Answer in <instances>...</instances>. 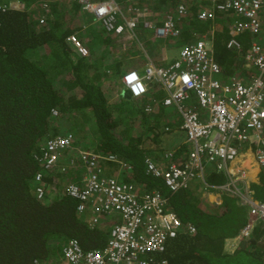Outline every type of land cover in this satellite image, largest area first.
Here are the masks:
<instances>
[{
	"label": "trees",
	"instance_id": "16d2710c",
	"mask_svg": "<svg viewBox=\"0 0 264 264\" xmlns=\"http://www.w3.org/2000/svg\"><path fill=\"white\" fill-rule=\"evenodd\" d=\"M10 1L0 0V5L6 6L0 16V264H32L35 260L49 264L59 253L60 243L68 239H75L83 250L103 249L109 237L108 222L121 219L119 213L112 217L104 213L93 225L87 224L82 214H76L78 200L61 190L65 183L80 180L81 169L77 165L47 169L36 159L44 139L67 132L75 137V148L129 162L131 171L109 164L121 173L122 181L169 196L167 209L175 213L182 228L188 224L195 227L193 235L183 234L169 242L165 254L154 255V261L166 257L171 264H264V250L258 245L264 237L262 221L255 222L250 238L236 251L230 254L225 250L226 242L247 223L246 208L232 193L223 191L219 205L209 203L196 191L181 190L170 196L160 178L144 174L147 150L141 148L139 134L128 139L127 131L141 124L151 135H159L156 126L162 120L157 119V109L146 113L143 106L163 94L156 85L142 102L131 99L132 105L115 91L123 73L139 69L140 61L118 48L115 37L102 26L84 22L85 10L77 0H16L22 8L10 7ZM115 1L128 9L152 7L158 16L172 13L177 4V0ZM165 1L167 4L161 3ZM203 5L207 16L198 19V8L191 10L178 25V40L188 45L206 32L212 37L208 57L220 69L217 77L246 75L243 58L225 47L236 21L232 5L220 0H203ZM69 36L81 44L86 55L68 43ZM89 120L94 123L95 139L82 142L80 133ZM164 126L171 127L168 123ZM38 173L40 181L35 179ZM225 179L221 172L210 170L205 181L222 186ZM38 188L43 191L41 198L37 197ZM250 190L255 200L264 203V168Z\"/></svg>",
	"mask_w": 264,
	"mask_h": 264
},
{
	"label": "built area",
	"instance_id": "2783aa9c",
	"mask_svg": "<svg viewBox=\"0 0 264 264\" xmlns=\"http://www.w3.org/2000/svg\"><path fill=\"white\" fill-rule=\"evenodd\" d=\"M224 1L227 5L231 4L236 13L249 19L237 24V33L247 27L252 33L259 32L255 18L258 11L264 16V0ZM77 2L93 15L105 32L123 35L125 39L133 38L138 26L151 30L155 39L175 38L179 34L176 25L184 20L181 9L175 17L168 16L162 25L156 26L149 19L151 13L145 6L129 8L128 14H125L115 0ZM5 8L0 5V16ZM44 10L49 11L46 5ZM199 17L205 18V13ZM67 40L75 42L72 36ZM261 40L262 47L254 43L246 56L247 63L259 71L249 85L236 77L226 83L220 82L215 77L218 65L208 57V46L203 39L180 47L175 60H171L163 51L159 58L160 65L150 63L145 70V79L160 82L171 93L172 101L186 100L193 93L198 105L196 109L180 106L185 140L193 146L187 161L176 163L171 160L167 167H163L145 158V174L163 179L171 193H175L188 187L192 181L205 184V170L212 166L230 180L222 189L239 197L247 206L249 224L264 222V203L254 201L249 193L244 194L235 187L232 182L233 170L228 168V164L248 152L257 167L264 168V31ZM230 44L240 48L236 40ZM122 81L134 94L143 93V86L133 71L127 72ZM171 100H165L164 104L168 105ZM52 114L56 112L52 111ZM74 141V136L69 132L44 139L41 155L36 159L47 169H57L60 165L62 170L76 165L81 169L80 180L65 183L62 188L67 196L78 200L77 214H83L87 205L91 222H97L104 213H119L121 222L113 224L103 249L83 250L75 239L60 243L62 264H169L166 259L153 260L154 253L163 252L168 239L182 230L177 216L167 209V198L157 190L143 193L135 184L122 181L119 171L114 176H104L109 163H117L119 168L126 171H131V167L113 155L75 148ZM236 141L245 145L244 152L240 151L243 145L234 146ZM72 158H76L78 164ZM35 179L40 181L41 174H36ZM42 195V189L38 188L37 197L41 198ZM186 227L190 234L195 232L192 225ZM150 253L152 256H144ZM32 264L41 263L35 260Z\"/></svg>",
	"mask_w": 264,
	"mask_h": 264
},
{
	"label": "clouds",
	"instance_id": "9594fccd",
	"mask_svg": "<svg viewBox=\"0 0 264 264\" xmlns=\"http://www.w3.org/2000/svg\"><path fill=\"white\" fill-rule=\"evenodd\" d=\"M220 1H224V0H220ZM247 2H251L252 0H246ZM200 3H201V5H200ZM202 5H203V0H177V4H176V6L174 7V10H173V12L172 13H169V14H166V15H161V16H158V15H156L155 14V12H154V10L152 9V7L151 8H149V7H147V6H145L147 9H149V11H150V13H151V17L149 18L150 20H151V22L152 23H154L156 26H159V25H162L163 24V22H164V20L166 19V17H168V16H170V17H175V15L176 14H178V12L182 9V13L184 14V20H185V18L191 13V10L193 11V9H194V11H195V9L196 8H198L197 9V12L195 13V15H196V17L198 18V19H202V18H200L199 17V15L200 14H202V13H205V17L207 16V14H206V12H205V10H204V5H203V8H202ZM9 6L10 7H12V8H22V6L23 5H21V4H19L18 3V6H16V5H14V4H12V2L9 4ZM21 6V7H20ZM83 7V6H82ZM141 7H144V6H141ZM84 8V7H83ZM120 8V10L122 11V9H121V7H119ZM85 10V9H84ZM127 10H128V8H127ZM127 10H126V12H124V11H122L123 13H125V14H128V12H127ZM235 13H236V11H235ZM155 15H156V17H155ZM159 18H158V17ZM204 19V18H203ZM256 21H257V23H258V25H259V32H257V33H252L250 30H248V27L246 28V30H244L243 32H241V33H237V31L235 30V27L237 26V24H239V23H245V22H247V21H249V19H247L246 17H244V16H242L241 14H238V13H236V21H235V24H234V27H232V28H230L231 29V31L229 32V39H228V41L226 42V48L228 49V50H231V51H233V52H235V53H237V54H240V53H242L243 52V50H244V44L243 43H241L239 40H238V37H241V36H244L245 34H249V35H251V36H253V38L252 39H250V44H249V48H248V51H247V54L250 52V50L252 49V45L255 43V44H257V45H259L260 47H262L261 45H262V40H261V37H262V35H263V31H264V16H263V14H262V12L261 11H258L257 12V15H256ZM184 20H183V22H184ZM97 24H99L100 26H101V24L99 23V22H97L96 20H94ZM182 22V23H183ZM182 23H177V25H176V27L178 28V30H179V33H180V27L178 26L179 24H182ZM137 30H141V32H137ZM143 31V32H142ZM149 33V34H147V43H152V44H154V43H156L157 42V40H160V39H155V38H153V35H152V31L151 30H144V29H142L141 28V26H138L136 29H135V31H134V37L133 38H130V39H125L124 38V36L123 35H120V36H118V35H114V34H112L114 37H115V39H116V42L120 45L119 46V48L122 50V51H125V52H128V56H129V51L131 50V53H130V56L129 57H134V55L135 54H133V52H132V49H133V46H131V47H129L130 45H128L127 43L128 42H132V40L134 39L135 40V42L140 46V48L142 49V52H141V54H144V57H145V60L148 62V64H147V66H146V68L144 69V72L143 73H140L139 71H138V69H132V70H129V71H133L136 75H137V78H138V80H139V82H140V84L143 86V93H140V94H134V92L122 81V77L127 73V72H129V71H127V72H124L123 73V75L120 77V82H121V84L123 85V88H122V94H123V96H125L126 98H128V99H134V100H138V103H140V102H142V100H141V98L142 97H144L146 94H148V93H150L151 91H152V89L154 88V86H159L160 87V90H161V92H162V94H163V97H161L160 99L159 98H157V100H153V99H151L149 102H147L144 106H143V109H144V112H146V113H149V112H151V111H154V110H156L157 109V111H158V113H159V106L161 107L162 105L163 106H165V107H174L175 108V110H176V112H177V114L181 117V131H182V135H183V137H182V142H181V146H184V145H189L190 147L192 146V144H190V143H188V142H186V140H185V134H184V129H183V118H182V113L180 112V106H183V108H190V109H192V108H194V109H196V108H198V105H197V102H196V100H195V97H194V95H193V93H190V95H189V98H187L186 100H176V101H172L171 99V93L169 92V91H167L166 89H165V87L160 83V82H155V81H150V80H147V79H145V74H146V72H145V70L149 67V65H150V63H152L150 60V57H149V52H147V50H146V48L144 47L145 46V44L146 43H144V45H143V43L142 42H140L138 39H137V37H139L138 36V34L139 33ZM107 33V32H106ZM111 34V33H110ZM195 34H197V33H195ZM178 36H179V34H178ZM178 36L177 37H175V38H178ZM203 36L205 37V38H203ZM70 37V36H69ZM68 37V38H69ZM73 37V36H72ZM74 38V37H73ZM168 38H170V39H175V38H171V37H168ZM211 36H209V35H207V33L206 32H204L203 34H201L197 39H195L194 41H198V40H205V42L207 43V51H211V49H212V41H211ZM75 39V38H74ZM167 39V38H166ZM166 39H161L162 40V46H161V52H160V55H159V57H158V59L160 58V56H161V54H162V52L163 51H165L164 49L166 48V46H165V41H166ZM66 40H67V38H66ZM232 40H236V41H238L239 43H240V48H236V47H234L232 44H230V42L232 41ZM68 41V40H67ZM127 42L126 44H124V42ZM194 41L192 42V43H194ZM68 43H70V44H73V46L76 48V50L78 51V53L80 54V55H82V56H84V55H86V51L84 50V48L81 46V44L79 43V42H77L76 40H75V42L73 43V42H71V41H69ZM192 43H190V44H192ZM190 44H188V45H190ZM186 45V44H185ZM182 46H184V45H182ZM181 46V47H182ZM180 50V49H179ZM179 52V51H178ZM208 53V52H207ZM167 54H168V56H169V58L171 59V60H175L177 57H173L174 55L172 54V52H171V50H167ZM247 54H246V56H247ZM177 56H178V53H177ZM246 56H244L243 57V64L246 66V75H245V79L242 81V80H240V79H237L238 81H242L243 83H245L246 85H249L250 84V82H251V80H252V77H257L258 76V74H259V71H257V69L255 70L250 64H248L247 63V61H246ZM216 63V62H215ZM153 64V63H152ZM217 64V63H216ZM154 66H159L160 65V62L159 63H156V64H153ZM218 65V64H217ZM219 73H220V69H219V66H218V73L215 75V77L220 81V82H223V83H226V82H224V81H222V79L221 78H218L219 77ZM217 75H218V77H217ZM232 77H236V75L235 76H232ZM228 82V81H227ZM167 99H169V100H171V103H169L168 105H165L164 104V101L165 100H167ZM162 124L164 125V123L162 122ZM176 123H174V125H175ZM157 127V126H156ZM165 127H167V126H165ZM167 129L168 130H170L171 132H172V127H167ZM179 132H180V130H178ZM176 135V134H175ZM179 134H177V136H178ZM75 138V137H74ZM74 146H75V141H74ZM162 146H164V145H162ZM192 150H193V146H192V148H191ZM240 149V148H239ZM192 150H191V152H190V154L192 153ZM240 151H242L241 149H240ZM243 152V151H242ZM146 158V157H145ZM162 159V158H161ZM167 160H169V161H171V160H173L174 162H179V161H177L176 159H174V158H172V155H171V157L170 156H168L167 158H163L162 160H159V161H157L156 163H158L159 165H161V166H163V167H167V165L169 164V162L167 161ZM166 162L165 164H164V162ZM187 161V160H186ZM186 161H182V162H186ZM67 165V164H66ZM69 165V164H68ZM229 165V164H228ZM61 166V165H60ZM69 167V166H68ZM145 168V167H144ZM209 169V167L208 168H206V170H205V175H204V180H205V178H206V174H207V172L209 171L208 170ZM214 171H215V169H214ZM216 172V171H215ZM223 175H225L223 172H221ZM144 174H145V169H144ZM148 177H151V176H148ZM152 178H155V177H152ZM161 179V178H160ZM162 181H163V179H161ZM163 183H164V181H163ZM195 184H198V186L199 187H202V188H204V189H206L207 191H215V192H219L218 194H221L224 190L222 189L223 188V186L224 185H222V186H211V185H209V184H207L206 183V181H205V184H203L202 182H194V181H192V182H190V184H189V186L188 187H186V188H184V189H182V191H184V190H189V189H191V188H193V189H191V191H196V189H197V192H199L200 193V196H201V198H203V199H207V198H204L203 197V195L201 194V190H198V187H195ZM164 185H165V183H164ZM166 186V185H165ZM167 187V186H166ZM167 189H168V191H169V195L171 196V195H174L175 193H177V192H179V191H181V190H179V191H177V192H175V193H171V191H170V189L167 187ZM203 189V190H204ZM61 190L63 191V189L61 188ZM230 193V192H229ZM161 194V193H160ZM162 195V194H161ZM54 196V195H53ZM163 196V195H162ZM163 197H166L167 198V207H168V198H169V196H163ZM236 197V196H235ZM239 199V198H238ZM220 203H221V199H220ZM215 205H219V202L218 203H214ZM168 211H170V210H168ZM172 212V211H171ZM174 213V212H173ZM76 214H77V212H76ZM175 214V213H174ZM114 214H112L111 215V217L113 216ZM80 216H83V219L85 220V222L87 223V224H94V223H92L90 220H89V214L87 213V212H83V214L82 215H80ZM84 216H85V218H84ZM110 217V218H111ZM178 218V217H177ZM179 220V219H178ZM248 220H249V217H248V215H247V223H246V225L244 226V228L243 229H241L240 230V232H239V234L236 236V237H238L239 236V239L237 240L239 243H238V246H237V248L235 249V250H237L238 249V247H239V245L242 243V241L245 239V238H250V235H251V230H252V228H253V226H254V224H255V222H253L252 224L250 223H248ZM180 221V220H179ZM121 222V219H118L115 223H120ZM109 223V225H110V229H111V227L113 226V224H115V223H111V222H108ZM181 223V222H180ZM191 225V224H190ZM187 226V225H186ZM184 227V228H182V225H181V228H182V230L179 232V231H177L176 232V235H175V237H173V238H169L168 239V241L165 243V249H164V251L163 252H155L154 253V255H157V256H161V255H163V254H165V252H166V249H167V245H168V243L169 242H171L172 240H174V239H176L178 236H180V235H183V234H188V235H193V234H190L187 230H186V228L187 227ZM193 226V225H192ZM194 227V226H193ZM195 228V227H194ZM110 229L108 230L109 231V233H110ZM196 231V230H195ZM235 237V238H236ZM108 239H109V237H108ZM234 239V238H233ZM264 239V237H262L260 240H258V245H259V241H261V240H263ZM231 240V239H230ZM108 241V240H107ZM237 241H233V244L234 243H236ZM232 242V241H231ZM227 243H229V240L226 242V245H227ZM230 244V243H229ZM226 245H225V250L227 251V252H229L230 254H232L230 251L233 249V246H232V249L231 250H228L227 248H226ZM60 248V247H59ZM99 250V249H98ZM59 253H60V256H59V258L62 260V258H61V248L59 249ZM153 255V256H154ZM147 256H152V253H150V254H147L146 255V257ZM161 259H166L168 262H169V260L166 258V257H163V258H161ZM56 259H54V260H49L48 262H49V264H57V261H55ZM60 260V261H61ZM160 260V259H159ZM63 262L61 261V262H59L58 264H62ZM169 264H171L170 262H169Z\"/></svg>",
	"mask_w": 264,
	"mask_h": 264
},
{
	"label": "crops",
	"instance_id": "0c3cea01",
	"mask_svg": "<svg viewBox=\"0 0 264 264\" xmlns=\"http://www.w3.org/2000/svg\"><path fill=\"white\" fill-rule=\"evenodd\" d=\"M13 2H15V1L13 0ZM228 37H229V34H228ZM228 37L226 38V42L228 40ZM249 44H250V42H247L244 45L243 52L239 54L240 58H243L244 56H246L248 48H249ZM235 55H237V53ZM242 69H243L244 73H246V66L244 64L242 65ZM230 78H233V77L229 76L222 81L227 82ZM236 79H240L243 81L245 79V75H243V76L236 75ZM160 98L161 97H159V99ZM153 100H157V98H155ZM159 116L160 117H157V119L158 120L161 119L162 122L164 123V125H166V123L171 125L172 132L170 130H168L167 127H165L163 124H161V125L159 124L157 126V128L160 131V133L157 137H152V135L150 133H147V135L144 137L145 138V149L147 150V154H148L146 156V158H148L154 162H157L159 160H162L163 158H167L171 154L172 158L176 159L177 161H186L190 155V152L192 150L191 149L192 146L191 147L189 145L188 146L187 145L181 146L182 137H183L182 131H181V122H180V124L176 123L175 119L172 117V115L170 113L166 112L165 106H163V105L161 107L159 106ZM180 119H181V117H180ZM174 123H176V124L174 125ZM141 128H142V126H141ZM178 130H180V132ZM140 132H142V131H139V133ZM165 134H167V135H165ZM177 134H179V136H177ZM162 145H164V146H162ZM242 145L237 141L234 143L235 147H242ZM110 155H112V154H110ZM247 158L250 160L248 166L245 164V160ZM118 161H121V160H118ZM167 161L170 162L169 160H167ZM121 162H123L124 164H129L131 169H132V165L129 162H127L125 160L121 161ZM143 163L145 165V158L143 160ZM165 163L166 162H164V164ZM254 164H255V162L253 160L252 155L250 153L246 152L243 156H239L238 158H236L234 163H231L228 165V168L233 170L234 175H232V178H233L232 182L234 183L235 187L240 192H242L244 194H245V192L249 193L250 197H252V198H253V191L250 190V184L259 182V176H260L261 170L263 169V168L262 169L258 168L257 165L256 164L254 165ZM111 165L112 164H109L108 168L105 169L104 176H107V170H109V174H110L108 176H114L115 173H117V171H116L117 169L113 168ZM116 165H118V164L116 163ZM208 170L213 171L214 167L210 166ZM252 171H254V172L252 173ZM236 172L241 174L242 179H239V174ZM251 173H252V175H250ZM224 176L226 178L224 185H226L230 180L227 179L226 175H224ZM131 183L135 184V186L137 188L141 189V191L143 193H148V192L153 191V190L146 191L142 186L138 185L137 183H135L133 181ZM191 189H193V188H191ZM191 189H189V192H191ZM199 189L201 190V194L203 195L204 198L208 197L205 200H207L209 203L214 204V203L220 202L221 194L215 193V191H213V192L207 191L206 189H204L202 187H199ZM196 192H197V189H196ZM236 198L238 199L239 197H236ZM253 200L257 201L254 198H253ZM238 203L244 207H247V206H245V204H243L241 202V199L240 200L238 199ZM246 211H247V209H246ZM246 213L248 215V211ZM246 220H247V216H246ZM263 225H264V223H263ZM238 239H239V236L234 238V239L229 240L230 245L233 246V249L230 251L231 253L236 251L235 249L237 248L238 243H239L237 241ZM233 241H237V242L233 244ZM259 246L264 250V239L259 241ZM59 256H60V253H58L57 255L52 257L51 259L52 260L56 259L55 261H57V264H58L59 262H61L60 261L61 259L59 258Z\"/></svg>",
	"mask_w": 264,
	"mask_h": 264
},
{
	"label": "rangeland",
	"instance_id": "374dc122",
	"mask_svg": "<svg viewBox=\"0 0 264 264\" xmlns=\"http://www.w3.org/2000/svg\"><path fill=\"white\" fill-rule=\"evenodd\" d=\"M15 2H13V0L12 1H10V3L11 2H13L12 4H14V5H16V6H18V2L16 1V0H14ZM162 4H167L166 3V1L165 2H161ZM121 6V5H120ZM21 7V6H20ZM128 7H130V6H128ZM121 9H122V11H124V12H126V10H127V7H121ZM82 20L85 22H89V23H94V24H96V22L94 21V19H93V16L92 15H90V14H87L85 11H82ZM147 34H149L148 32L147 33H139L138 34V36L139 37H137V39L140 41V42H142L143 43V45H144V43H146L145 44V48H146V50H147V52H149V57H150V61L153 63V64H156V63H159V59H158V57H159V55H160V52H161V46H162V40L160 39V40H157V42L156 43H154V44H152V43H147L146 41H147ZM244 40H243V42H242V40L240 39V38H238V40L241 42V43H243L244 45L247 43V42H249L250 41V39H252L253 38V36H251V35H249V34H245L244 36H241ZM128 42V41H127ZM126 41L124 42V44H126L127 43ZM128 45H130L129 47H131V46H133V49H132V52H133V54H135L134 55V57H132V58H134V59H136L135 60V62H139L140 61V63H141V67L138 69V71L140 72V73H143L144 72V69L146 68V66H147V64H148V62L145 60V57H144V54H141V52H142V49L140 48V46L135 42V40L133 39L132 40V42H128L127 43ZM165 46H166V48L164 49L165 50V52L167 53V50H171V52H172V54L174 55L173 57L175 58V57H177V53H178V51H179V49H180V47L182 46V44H181V41L180 40H178V38H175V39H170V38H167L166 39V41H165ZM119 48V47H118ZM130 53H131V50L129 51V55H130ZM122 88H123V85L120 83V84H118L116 87H115V91H116V93L117 92H119V94H120V96H122ZM129 102L133 105V101L131 100V99H129ZM165 110H166V112H168V113H170L171 115H172V117L175 119V122L176 123H178V124H180V122H181V119H180V117H179V115L177 114V112H176V110H175V108L174 107H165ZM134 117H136L137 118V116H134ZM134 127H131V128H129L128 129V131H127V133L129 134V137H128V139L130 138V137H134V136H136L137 134H139L140 136H139V139H138V141H139V144L141 145V148H145V136L147 135V133H148V129H146V128H141V124H139V125H133ZM85 128L83 129V130H81V133L80 134H83V138H84V140L82 141V142H85L86 140L89 142H94V133H95V129H94V123H93V121L92 120H89L86 124H85V126H84ZM139 131H142V132H140V133H137V132H139ZM156 135H157V132H153L152 133V136L153 137H156ZM165 135H167V134H165ZM162 137V136H161ZM94 138V139H93ZM127 139V140H128ZM126 140V141H127ZM137 143V142H136ZM83 144V143H82ZM87 144V143H86ZM246 144V143H245ZM78 146V145H77ZM244 146L245 145H243V147H242V151L244 152ZM79 147V146H78ZM114 168V167H113ZM120 179H122V177H120ZM195 187H198V190H200L199 189V186H198V184H195ZM215 193H219V192H215ZM222 194V193H221ZM234 196V195H233ZM54 197V196H53ZM219 204H220V202H219ZM246 209H247V211H248V208L247 207H245ZM246 211V212H247ZM112 218H109V220L108 221H110ZM226 248L228 249V250H231L232 249V245H230L229 243H227V245H226Z\"/></svg>",
	"mask_w": 264,
	"mask_h": 264
},
{
	"label": "bare ground",
	"instance_id": "6f19581e",
	"mask_svg": "<svg viewBox=\"0 0 264 264\" xmlns=\"http://www.w3.org/2000/svg\"><path fill=\"white\" fill-rule=\"evenodd\" d=\"M252 159V158H251ZM249 162H250V160L247 158L246 160H245V164L248 166V164H249ZM244 163V162H243ZM253 165V164H252ZM255 165V164H254ZM246 168V167H245ZM249 168V167H248ZM254 171H252V173H253ZM252 173L250 174V175H252ZM254 175V174H253ZM249 176V175H248ZM144 256H146V254L144 255Z\"/></svg>",
	"mask_w": 264,
	"mask_h": 264
}]
</instances>
